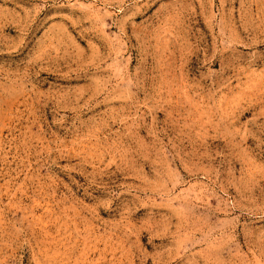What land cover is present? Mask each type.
Segmentation results:
<instances>
[{
	"label": "rangeland",
	"instance_id": "1",
	"mask_svg": "<svg viewBox=\"0 0 264 264\" xmlns=\"http://www.w3.org/2000/svg\"><path fill=\"white\" fill-rule=\"evenodd\" d=\"M0 264H264V0H0Z\"/></svg>",
	"mask_w": 264,
	"mask_h": 264
}]
</instances>
